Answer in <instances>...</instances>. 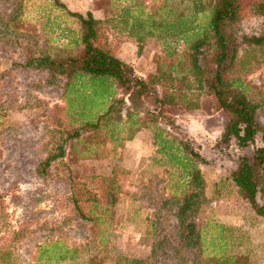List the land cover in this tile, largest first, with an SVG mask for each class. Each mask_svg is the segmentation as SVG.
<instances>
[{
	"label": "rangeland",
	"instance_id": "rangeland-1",
	"mask_svg": "<svg viewBox=\"0 0 264 264\" xmlns=\"http://www.w3.org/2000/svg\"><path fill=\"white\" fill-rule=\"evenodd\" d=\"M59 1L70 11L89 9L96 16H115L116 20L126 7L137 14L140 6L168 23L176 14L191 17L194 26L208 21L207 11L192 18L193 0ZM252 1L243 0L242 17L228 30L240 58L230 76L243 82L248 100L258 105L255 120L264 127V50L252 51L242 41L243 36L264 35V17L253 14ZM77 27L76 20L51 0H0V264H128L131 259L148 257L153 240L161 238L166 245L151 264H264V219L230 180L242 157L252 160L255 148L262 145L260 136L242 147L235 139L224 142L222 134L230 115L213 94L196 86L185 91L186 98L177 105H165L162 110L154 103L153 92L145 95L132 114L138 124L147 125L131 140L126 125L83 129L111 100L101 110L88 79L65 84L67 79L46 69L23 66L30 58L64 52L75 39ZM116 30L108 29L112 36H107L108 43L123 42L121 35H114ZM158 37L170 43L174 56H167L165 41L158 43ZM174 39L165 33L151 36L141 54L127 52L135 74L150 79L162 66L167 72L169 65L174 76L178 71L171 65L178 60L186 67L187 46ZM211 57L212 47L198 57L209 80L215 71ZM244 60L249 61L245 66ZM154 90L161 96L162 86ZM125 102L129 107L126 98ZM188 102L196 108L189 109ZM150 113H158L154 126L147 121ZM155 126L189 142L205 161L199 169L206 202L194 218L199 240L194 249L182 250L178 260L171 251L178 243L175 213L162 222L153 217L159 200L172 197L170 183L176 178L159 163L152 139ZM60 148L64 156L42 172L44 160ZM114 169L123 190L112 215L104 217L93 210V220L80 218L74 208V190L94 193ZM141 192L156 197L153 205L139 196ZM257 197L263 205L264 195ZM82 206L89 215L90 203Z\"/></svg>",
	"mask_w": 264,
	"mask_h": 264
},
{
	"label": "trees",
	"instance_id": "trees-1",
	"mask_svg": "<svg viewBox=\"0 0 264 264\" xmlns=\"http://www.w3.org/2000/svg\"><path fill=\"white\" fill-rule=\"evenodd\" d=\"M51 1L76 20L81 48L76 54L61 51L60 54L57 53L52 57L30 58L23 66L46 69L51 74L67 79L65 84H69V81L74 79H88L94 85L92 96L95 101H99V109L103 107L107 99L111 100V103L103 113L96 117L94 122H86L81 127L97 129L102 124L112 128L126 125L130 131L127 138L131 140L135 132L147 125V123L138 124L132 114L135 107L141 106L145 95L153 92L154 103L162 110L165 105H177L178 100H184L186 98L184 92L189 91L190 87L196 86L204 89L206 93L213 94L220 107L230 115L222 134L224 142L235 139L237 145L242 147L253 144L256 137L260 136L262 145L255 148L252 160L242 157L237 169L231 173L230 180L237 188L240 197L249 203L258 216L264 219V204L259 205L257 202L258 194L261 197L264 195V127L255 120L258 105L248 100L242 89L243 82L230 76L231 73H235L240 58L238 57V45L234 43L235 40L228 30L231 25L241 19L243 0H193L195 13L192 18L200 13L208 12L207 23L195 26L193 19L187 15L176 14L174 20L168 23V20H156L152 13L146 12L140 6L136 7L137 10L139 9L137 14H134L130 7L123 9L121 11L123 13L120 14L123 25L120 29L128 31L134 37L138 44V55L144 48L143 45L148 37L162 33H165L166 37L175 36L176 42L181 41L184 46H187L186 67H183L178 60L171 65L177 68L176 75H172L168 65L166 67L169 72L164 73L162 66L158 70V75L150 79L137 76L133 68L115 57L110 49L105 30L116 28L115 16L102 21L94 18L90 11L83 16L68 11L59 0ZM251 5L253 14L264 17V0H254ZM105 22L107 26H104ZM158 38V43L165 41L169 52L170 43L166 42L163 37ZM242 41L252 51L264 50V35L243 36ZM210 47H212L210 61L215 71L213 78L209 80L206 78L205 69L198 62V57L202 51ZM174 55L175 50L167 53L170 58ZM248 62L244 60L243 66ZM175 81L177 84L173 83ZM156 86H162V93L159 97L155 95V90L152 91V88ZM125 98L129 102V107L126 105ZM188 104L189 109L196 108L193 103L188 102ZM123 116L126 119H123ZM157 116L158 113H150L147 121L154 126ZM78 134V131L74 132V136ZM152 139L156 154L161 159V161L158 160L159 163L165 166L170 173L176 175L170 183L172 197L159 200V205L154 208L153 217L157 219V222H162L169 213H175V238L178 243L172 246L171 251L178 260L182 250L194 249L199 240L194 218L206 200L205 181L199 169V164L205 161L189 142L178 139L158 126H155ZM63 156L64 150L60 148L55 155L47 157L42 163V172L50 166L51 162ZM115 172L117 171L114 169L109 177L103 178L100 182L101 187L94 193L82 191L81 188L74 190L75 194L81 193L79 197L75 194L72 197L74 208L80 218L93 220L90 215L93 210L101 212L104 217L112 215L111 209L119 200L118 197L122 195L121 190H123V187L116 182L118 175ZM139 196L148 198L151 205L156 199L146 192H141ZM87 202L90 203L89 215L84 214L82 206ZM164 211L167 213H163ZM166 242L164 238L154 239L148 257L131 259L128 264H151Z\"/></svg>",
	"mask_w": 264,
	"mask_h": 264
},
{
	"label": "crops",
	"instance_id": "crops-1",
	"mask_svg": "<svg viewBox=\"0 0 264 264\" xmlns=\"http://www.w3.org/2000/svg\"><path fill=\"white\" fill-rule=\"evenodd\" d=\"M66 9H67V7H66ZM67 10L70 11V8L68 7ZM88 11L92 12L94 18H96V19H99V20H102V21H106L108 19L104 15L96 16L95 12L92 11V10L88 9ZM88 11H86V12H88ZM70 12H73V11H70ZM73 13H79V14H81L83 16H85V14H86V13H82L80 11H76V12H73ZM121 13H119V18H118V15H117V20L115 21V23L117 25L116 26L117 30L114 32L115 33L114 35H119V37L121 35L122 39H123V42L119 43L118 41L117 42L115 41V44H113L114 41L113 42L111 41V43L109 41L108 44H109L110 49L113 51V54H114L115 57H117L120 61H122L123 63H125V64H127V65H129V66H131L133 68V65H131V61L129 59H127V56H129L127 52H129L131 54H134L136 52V54H137V52H138V44H137L136 40L134 39V37L131 36L128 31H126V30L124 31V30L120 29V27L123 25L121 23V18H120V14ZM104 26H107L106 22H105ZM105 31H106V36H110V34L108 33V30L106 29ZM75 34H76L75 39L73 41H69L68 42V46H66L67 49H64V52L67 53V54H76V52H78L80 50V48H81L80 36H79V28L78 27H77V31H76ZM110 37H112V36H110Z\"/></svg>",
	"mask_w": 264,
	"mask_h": 264
}]
</instances>
